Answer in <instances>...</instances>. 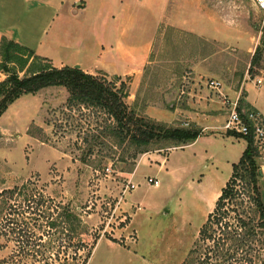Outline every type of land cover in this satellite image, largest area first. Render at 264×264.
Segmentation results:
<instances>
[{
  "label": "rangeland",
  "instance_id": "1",
  "mask_svg": "<svg viewBox=\"0 0 264 264\" xmlns=\"http://www.w3.org/2000/svg\"><path fill=\"white\" fill-rule=\"evenodd\" d=\"M175 4L178 17L174 20L184 25L193 23L199 34L161 23L149 59L136 79H108L101 72L95 77L114 83L117 88L123 82L127 90L125 102L130 108L138 115L171 127L200 128L186 117L168 123L150 115L161 118L168 101L176 104L187 102L190 97L195 99L193 94H187L192 90L205 99L219 96L221 104L215 110L214 124H223L231 103L223 104V95L230 100L238 97V107L245 109V89L241 86L247 70L250 68L246 81L264 76V12L251 0H176ZM153 16L148 15L147 20L153 21ZM144 26L147 23H137V46L146 42L147 32L138 31ZM209 27L213 29L208 30ZM217 28L224 31L220 34ZM222 37L229 42L221 41ZM242 39L247 40L250 51L248 46L241 49L245 42ZM2 47L0 70L6 66L24 77L47 65L15 46L7 49L9 58L4 59L7 45ZM256 50L257 56L252 60ZM208 69L219 70L222 78L211 77L205 72ZM6 76L5 73L0 81ZM210 78L219 80L223 94L207 86ZM248 84L250 96L264 100V84L256 88L252 82ZM67 95L62 87L44 88L35 95L21 96L0 117V260L5 259L8 264H81L93 239L106 233L124 247L138 239L137 253L104 239L96 243L87 264H197L204 249L199 247L192 254L189 251L214 207L217 197L209 196L213 192L216 195L230 173V162L244 145V139L213 135L194 147L181 149L168 141L152 140L139 145L124 138L116 139L111 149L97 152L100 149L95 147L94 153L88 154L87 147L94 143L96 135L92 127L108 121L95 109L66 110ZM151 107L153 111L149 114ZM154 154H160L162 161L168 156L160 171L150 158ZM203 155L214 156L216 160L200 187L193 180L205 172ZM255 160L259 167V161ZM147 177L157 178L159 184L148 185ZM131 183L135 188L126 187ZM257 186L264 205V175L257 177ZM15 188L10 197L9 193H2ZM31 193L36 195L32 201L43 195L45 203L52 201L51 204L57 205L56 210L48 214V209L42 206L41 211L31 213L25 202ZM246 200L247 197L239 195L234 201L238 203L236 209L243 211L248 220L251 211ZM138 203L141 209L136 210ZM67 206L79 214L80 224H73L72 219L61 214ZM23 210L26 212L20 213ZM132 218L135 228L130 223ZM21 221L38 236L43 234L41 239L32 235L17 242L12 233L3 236ZM255 225H260L257 217L251 226ZM69 226L76 228L83 248L76 250L75 241L67 240ZM254 230L257 236L247 237L245 246L259 249L264 245V227L257 226ZM28 241L39 245L38 254H30L27 249V254L17 253L19 245ZM247 257L253 264H264V249L249 250Z\"/></svg>",
  "mask_w": 264,
  "mask_h": 264
},
{
  "label": "crops",
  "instance_id": "2",
  "mask_svg": "<svg viewBox=\"0 0 264 264\" xmlns=\"http://www.w3.org/2000/svg\"><path fill=\"white\" fill-rule=\"evenodd\" d=\"M175 2L176 0H0V44L3 38L12 40L32 51L33 55L47 59L54 67L77 66L92 75L101 72L108 79L114 77L121 80L124 77H129L134 80L143 71L145 62L149 59L161 23L199 34L198 28L194 27L193 23L184 25L174 20L175 17H178V13H175ZM148 15H154L155 19L147 20ZM148 21H151L150 24ZM137 23H147V27L144 26L138 30L139 33L147 32L146 42L142 46H137L135 40ZM212 29L213 27H209L208 30ZM217 30L221 34L223 29L217 28ZM204 35L211 37L205 33ZM215 37L213 36V38ZM221 41L229 42L225 37H222ZM241 41H239L240 46ZM244 41L241 49L248 46L247 40ZM195 69L199 70L196 67ZM205 72L211 77L222 78V73L219 70L208 69ZM247 73L248 70L241 86L245 89L244 102L247 106L245 109H253L264 116V100L251 97L248 84L252 82L253 88H256L258 85L264 84V76L246 81L249 77ZM3 76L5 73L0 70V78ZM210 80L219 82L212 78ZM258 80L260 83H257ZM207 86L223 94L220 82L218 86H210L208 83ZM194 92L192 90L187 94H193L196 96L195 99L190 97L187 102L177 103L176 101V104L174 101H168L165 105L167 108L165 107L161 111V118L150 115L151 118L170 123L182 116L194 120L200 126L201 135L193 142L179 146L181 149L194 147L203 138L213 135L232 137L233 135L229 136V132L223 128L227 116L224 118L223 124H214L215 110L217 106H220L218 104H221L220 97L218 96L219 99L214 97L205 99L198 95V92L195 94ZM237 99L238 97H235L234 100H230L223 95V104L237 101ZM151 111H153L152 107L149 109V114ZM237 138L239 137H235V139ZM243 141L244 145L240 146L236 156L230 162L231 166L238 162L246 147V141ZM150 158L155 164H158L157 169L160 171L166 165L168 156L164 161L160 154L151 155ZM215 160L214 156L207 158L203 155L201 163H204L205 172L195 176L196 180L193 181L196 185L203 186L208 175L211 174L208 170L213 167ZM231 171L232 169L223 179L216 195L213 192L209 198L217 197L220 194ZM139 209H141L140 204L136 210ZM133 218L130 223L135 228ZM136 237H138L137 233ZM104 239L127 251L131 249L133 254L137 253L138 239L134 241L133 245L126 247L104 236H100L96 243Z\"/></svg>",
  "mask_w": 264,
  "mask_h": 264
},
{
  "label": "trees",
  "instance_id": "3",
  "mask_svg": "<svg viewBox=\"0 0 264 264\" xmlns=\"http://www.w3.org/2000/svg\"><path fill=\"white\" fill-rule=\"evenodd\" d=\"M4 45H7L4 59L9 58L7 49L10 46H15L22 48L29 56L45 61L47 65L40 67L24 77H19L6 66L1 67V70L7 76L4 80L0 81V117L9 105L23 95H35L40 90L48 87H62L68 94L64 105L66 110L71 112L74 108L78 110L95 109L97 112L102 113V116H104L102 119L108 121V124L97 126L95 129L92 127V130L96 131V135L94 136V143L89 144L87 147L88 154H93L95 147H99L100 149H97V152L111 149V146L117 143L115 141L116 139L122 140L126 138L139 145H147L152 140H162L174 143L175 146H181L193 142L201 135V128L193 125L186 128L171 127L145 116L138 115L125 102L127 90L123 82L117 88L114 83L97 78L95 75L84 72L77 66L54 67L47 59L35 56L32 51L5 38L1 40L0 55H2V46ZM256 56L257 50L253 54L252 60ZM248 72H250V68ZM229 134L243 138L246 141V147L238 162L232 164L231 174L225 182V185L221 188L213 209L207 214L205 221L200 226L197 240L189 251V254H192L199 247L204 249L205 252L201 254L202 256L197 264H253L251 258L247 257L249 250L258 252V250L264 249V245L263 247H259V249L245 246L247 237L257 236L254 230L255 227H264V205L261 201L257 186V177L261 176V174L259 173V168L256 167L254 148L252 147L250 138L242 137L239 134L231 132ZM15 190L16 188L2 191V193H9L10 197L15 193ZM239 195L247 197L246 201L252 213L251 215L249 212L250 216H247L248 220L243 217V211L236 209L238 203L234 200ZM35 196L34 193H31L28 198H25L27 200L25 201L27 203L26 209L31 213L36 214L35 212L41 211L42 206L48 209V214H50V211L53 212L56 210L57 205L55 203L51 204L52 201L45 203L43 195L37 201H32L31 199ZM65 210V212L61 213L63 216L66 215L70 220L72 219L73 224L81 223L79 214L74 213L69 206ZM25 212L23 210L20 213ZM253 217H257L260 225L251 226L254 222ZM51 225L55 226L56 224L51 223ZM32 229L26 222L21 221L20 224L17 223L5 231L3 236L8 237L12 233L17 238V242L20 238H31L32 235L36 239H41L43 234L38 236L35 230L33 231ZM68 231L69 233L66 235L67 240L69 242H72V240L75 241L73 246L76 250L83 248V241L79 240L76 236V228L69 226ZM103 236L116 242L115 239L110 238L106 233H103ZM99 237L93 239V243L87 249V253L82 259L81 264L87 263ZM18 248L19 250L16 251L20 254H27L25 252L26 249L30 254H38L39 252V245L29 241L23 245H19ZM211 259L212 261H210ZM3 263L8 264L9 261L5 259L0 260V264Z\"/></svg>",
  "mask_w": 264,
  "mask_h": 264
},
{
  "label": "built area",
  "instance_id": "4",
  "mask_svg": "<svg viewBox=\"0 0 264 264\" xmlns=\"http://www.w3.org/2000/svg\"><path fill=\"white\" fill-rule=\"evenodd\" d=\"M253 5L260 11L264 12V0H251ZM257 83H260L258 80ZM210 86H218L219 82L210 80ZM223 128L227 132L239 134L242 137L251 139L254 148L255 158L259 161V171L264 175V116L253 109L239 108L237 102H231L228 110L227 118ZM148 185L157 186L159 181L155 177H147ZM135 188V184L131 183L126 186Z\"/></svg>",
  "mask_w": 264,
  "mask_h": 264
},
{
  "label": "water",
  "instance_id": "5",
  "mask_svg": "<svg viewBox=\"0 0 264 264\" xmlns=\"http://www.w3.org/2000/svg\"><path fill=\"white\" fill-rule=\"evenodd\" d=\"M259 173L261 174V171H259Z\"/></svg>",
  "mask_w": 264,
  "mask_h": 264
},
{
  "label": "bare ground",
  "instance_id": "6",
  "mask_svg": "<svg viewBox=\"0 0 264 264\" xmlns=\"http://www.w3.org/2000/svg\"><path fill=\"white\" fill-rule=\"evenodd\" d=\"M212 195V194H211Z\"/></svg>",
  "mask_w": 264,
  "mask_h": 264
}]
</instances>
